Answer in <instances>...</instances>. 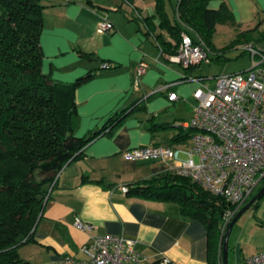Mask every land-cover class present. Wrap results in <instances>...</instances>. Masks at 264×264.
I'll return each instance as SVG.
<instances>
[{
  "label": "crops",
  "instance_id": "1",
  "mask_svg": "<svg viewBox=\"0 0 264 264\" xmlns=\"http://www.w3.org/2000/svg\"><path fill=\"white\" fill-rule=\"evenodd\" d=\"M225 2L238 31L257 25L264 29V0H211L217 8ZM173 3L176 0H172ZM40 47L42 70L54 79L72 82L89 71L75 91L77 120L73 135L81 137L99 129L117 110L142 100V108L126 116L111 133L88 142L81 156L62 167L47 196L34 230V240L19 246L26 264H44L65 255L84 258L79 250L97 236L117 234L137 240L136 248L148 264L165 257L163 264H207L206 229L185 217L175 202L145 199L122 192L121 186L167 169L158 161H133L124 149L150 143L183 146L189 137L171 142L187 132L185 123L196 102L193 92L216 75L190 68L171 59L154 34L145 33L143 20L155 14V0H44ZM101 18L112 29L97 32ZM154 25L158 17H152ZM227 24V23H225ZM229 25V24H227ZM168 38V37H167ZM264 49V39L254 43ZM211 55V52H210ZM147 66L134 86L136 65ZM103 62H111L102 66ZM210 63V62H208ZM213 79V80H210ZM175 98H169V92ZM82 175L86 176L81 181ZM91 224L82 229L75 219ZM264 247V196L235 222L228 237L227 264H243ZM159 264L160 261H159Z\"/></svg>",
  "mask_w": 264,
  "mask_h": 264
},
{
  "label": "trees",
  "instance_id": "2",
  "mask_svg": "<svg viewBox=\"0 0 264 264\" xmlns=\"http://www.w3.org/2000/svg\"><path fill=\"white\" fill-rule=\"evenodd\" d=\"M43 1L0 0V264H26L18 248L34 240L36 223L59 171L78 159L88 142L111 133L143 105L142 100H136L114 112L99 129L81 137L73 135L76 88L95 72L89 71L72 82L43 72L39 40ZM210 1L155 0V14L143 19L147 25L145 33L158 28L155 39L169 53H176L182 31L194 42L203 40L210 49L217 23L236 25L225 2L212 8ZM156 16L159 20L154 25L152 17ZM260 22L261 18L256 26L239 30L235 41L254 45L264 39V29L258 30ZM192 66L195 65L187 68ZM189 135L188 130L180 132L172 136L171 142H182ZM85 179L82 175L81 181ZM263 183L264 178L239 206L211 193L189 176L167 169L127 185L126 193L177 203L183 216L205 226L207 264H223L221 244L226 213L235 212ZM263 196L264 193L250 208L254 209Z\"/></svg>",
  "mask_w": 264,
  "mask_h": 264
},
{
  "label": "built area",
  "instance_id": "3",
  "mask_svg": "<svg viewBox=\"0 0 264 264\" xmlns=\"http://www.w3.org/2000/svg\"><path fill=\"white\" fill-rule=\"evenodd\" d=\"M112 26L101 18L96 30L103 33ZM241 48L250 54L252 64L248 69L216 75L212 85L201 81L194 90L192 115L183 123L190 133L187 144H140L124 149L122 156L133 161H158L167 170L189 176L239 206L264 178V49L250 42L242 43ZM210 52L203 40L194 42L182 31L171 59L188 67L210 62ZM146 66L145 61L136 65L135 87ZM168 97L175 98L176 93L169 92ZM121 190L126 193L128 187L121 186ZM233 213H226L224 226ZM75 224L91 228L79 218ZM136 243V239L117 234L97 236L80 246L84 258L65 255L44 264H136L145 260ZM166 261L165 257L160 259L161 264ZM243 264H264V247Z\"/></svg>",
  "mask_w": 264,
  "mask_h": 264
},
{
  "label": "rangeland",
  "instance_id": "4",
  "mask_svg": "<svg viewBox=\"0 0 264 264\" xmlns=\"http://www.w3.org/2000/svg\"><path fill=\"white\" fill-rule=\"evenodd\" d=\"M238 30L225 23H217L212 36L210 46V63H201L209 76L216 73H232L248 69L252 62L250 54L241 48L237 38ZM213 80V79H210Z\"/></svg>",
  "mask_w": 264,
  "mask_h": 264
},
{
  "label": "water",
  "instance_id": "5",
  "mask_svg": "<svg viewBox=\"0 0 264 264\" xmlns=\"http://www.w3.org/2000/svg\"><path fill=\"white\" fill-rule=\"evenodd\" d=\"M264 193V183L260 186V188L244 203L242 204L231 216L229 221L227 222V226L225 227V231L223 234V241L221 244L222 247V263L227 264V254H228V237L231 232V229L237 219L251 207V205Z\"/></svg>",
  "mask_w": 264,
  "mask_h": 264
}]
</instances>
